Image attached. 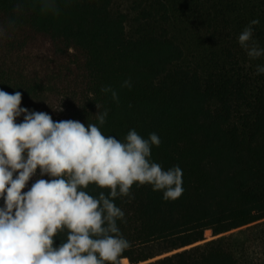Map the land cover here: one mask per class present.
<instances>
[{
	"label": "trees",
	"instance_id": "1",
	"mask_svg": "<svg viewBox=\"0 0 264 264\" xmlns=\"http://www.w3.org/2000/svg\"><path fill=\"white\" fill-rule=\"evenodd\" d=\"M17 2L0 0V90L53 121L98 125L107 109L104 135L156 133L151 159L183 171L175 201L148 185L115 200L131 244L120 264H264V57L250 60L238 43L258 19L264 48V0H59L58 15L30 4L20 13ZM37 179L51 177L38 168L24 192Z\"/></svg>",
	"mask_w": 264,
	"mask_h": 264
},
{
	"label": "clouds",
	"instance_id": "2",
	"mask_svg": "<svg viewBox=\"0 0 264 264\" xmlns=\"http://www.w3.org/2000/svg\"><path fill=\"white\" fill-rule=\"evenodd\" d=\"M58 2L18 0L16 9L23 13L30 4L41 14L58 15ZM258 24L253 19L238 36L250 60L264 57L253 38ZM8 27L14 29L15 22ZM256 74H264V66L257 65ZM131 86L130 79L121 85ZM101 91L119 104L114 89ZM21 101V92L0 90V264H120L131 244L117 226L125 214L115 200L132 198L133 185H148L165 201H175L184 192L182 169L164 170L151 159L152 147L161 144L156 133L145 139L130 130L123 142L104 135L100 126L107 109L95 115L99 126H85L78 120L53 121L46 112L21 108ZM21 115L23 122L16 123ZM38 168L41 177L51 179H37L24 192ZM90 185L97 195L90 194ZM61 234L66 242L54 247Z\"/></svg>",
	"mask_w": 264,
	"mask_h": 264
},
{
	"label": "rangeland",
	"instance_id": "3",
	"mask_svg": "<svg viewBox=\"0 0 264 264\" xmlns=\"http://www.w3.org/2000/svg\"><path fill=\"white\" fill-rule=\"evenodd\" d=\"M116 6L122 10H124L125 12L131 14L132 11H131V6H132V2L131 1H119ZM127 29H128V32L131 33L132 31V24L129 22L128 25H127ZM34 176L29 180V182L27 183L25 189L23 191H25L26 189H28V187L30 186V184L32 183V180H33ZM4 207V200L3 199H0V208ZM206 237L208 239H211L212 238V232L211 231H207L206 232ZM122 264H131L130 262L129 263H126L122 260Z\"/></svg>",
	"mask_w": 264,
	"mask_h": 264
}]
</instances>
